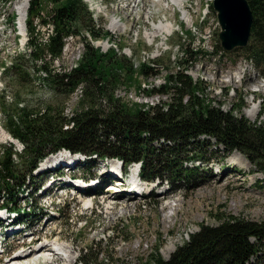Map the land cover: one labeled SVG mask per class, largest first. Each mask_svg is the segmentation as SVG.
Returning <instances> with one entry per match:
<instances>
[{"label": "rangeland", "instance_id": "rangeland-1", "mask_svg": "<svg viewBox=\"0 0 264 264\" xmlns=\"http://www.w3.org/2000/svg\"><path fill=\"white\" fill-rule=\"evenodd\" d=\"M14 1L0 0V29L5 28L0 32V71L2 63L9 65L10 60L15 55L24 53L27 47V44L23 46L24 39L27 38L26 33L24 38L17 39V34L11 31L10 17L16 10ZM164 2V5H156L151 11L150 20L148 19L149 27L140 22L125 24L127 28L139 29L144 34V38L141 37L134 47L135 53L141 50H153L152 45L158 41L156 38L152 45H147L150 43L147 34L155 31L151 29L153 23L157 24L163 20L171 21L174 26H178V29L164 42L162 46L164 52L156 60V67L149 73V79L138 73L131 75V78L121 74L126 81L121 79V83L108 89L107 96L109 94L112 99L110 105L106 97L99 100L106 107L104 110L113 106L115 104L113 100H115L118 105L129 109L137 108L142 112H151L150 110L156 107L166 111V103H169L170 96L155 94L153 90L167 85L166 77L184 70L196 88L195 95L203 100L205 105L220 109L224 113H231L236 118L241 117L251 124L258 122L264 128V112L260 115V102L264 98V75L262 74L264 70L258 69L254 63L249 62L240 50L231 53L221 50L217 40L219 27L216 14L210 7H208L207 23L199 29L196 27L201 36L192 34V29L196 25L195 15L199 12L198 6L203 9L205 4L210 6L211 2L186 0L182 8L187 9L193 6L195 14L191 17L189 15L180 16L174 9L175 6L168 4V0ZM42 7L47 11L46 0L42 2ZM36 23L42 33L44 28L38 25V21ZM129 40L130 36L125 35L121 38V43ZM216 45L218 46L217 52H215ZM66 47L68 49L66 60L54 66V69L59 72H67L68 69L74 67L78 61V52L80 54L82 52V44L76 37L66 43ZM26 66L30 69L32 64L27 65L26 63ZM151 76L156 78H150ZM36 93L43 97L47 91L46 93L39 92V90L37 92L31 83L30 76H24L23 80H15L3 78V75H0V103H4L5 106L12 107L13 99L14 101L23 99L25 102L37 103ZM79 95L78 90L75 94L68 96L54 93L45 104L46 106L51 105L56 110L62 111V115L69 117L70 113L77 110ZM238 106L240 109L236 110ZM251 109L254 110L253 117L247 114ZM4 124L5 117L2 113V106H0V125L4 126ZM216 144L214 139L200 136L195 140L193 147L202 151L200 158L208 160L207 162L198 165L194 163L197 167H193L192 171L189 169L183 171L185 174L172 173L166 169L160 171L159 175L169 180L172 191V194L164 200L154 192L149 198L138 199L125 196L116 198L104 193L107 188H98L97 192L100 195L91 196L94 203L92 208H88L89 204L85 206L83 198L78 194H73L72 191H59L60 196L53 198L50 209H47L49 201L43 199L40 194L48 184L50 174H39L35 180L36 185L46 180V184L33 194L39 209L30 207L28 217L24 220H27V225L37 230L35 234L37 237L51 236L54 243L62 248L61 257L68 255V261L59 258L54 261L57 263L52 264H78L81 249L85 247L92 248L91 254L85 257L87 261L94 258L89 264H146L148 260H151L149 258L155 247L160 246L158 251L160 256L168 260L176 249L189 239L190 234L198 232L200 227H215L223 223L225 219H235L263 227L264 175L258 172L259 169L239 152L226 153L221 146L218 147ZM184 149H181V153L174 158L172 167L175 170L179 169L178 165L183 157L189 156L185 147ZM92 162L91 172L97 176L99 183L112 178L102 173V163H94L96 159ZM150 162L151 159L148 157L146 163L149 165ZM214 164L222 167V173H214ZM165 166L167 164L164 163L157 165L156 168ZM80 167L81 165L73 172L83 174ZM210 180L218 181L219 186L202 193H195L196 189L205 186ZM106 184L102 182L101 187ZM238 184L244 186L245 189L238 187ZM191 188L193 193L190 192ZM165 201L177 204L179 209L162 213L160 209L166 204ZM24 202L25 200L22 199V206L29 208L23 204ZM50 211H52L51 214L47 213ZM43 214L46 216H42ZM162 215H166L165 224L161 221ZM19 241L8 237L4 244L10 250ZM37 258L40 256H34L33 259ZM51 260L52 258L47 261ZM246 264H264V256L253 257Z\"/></svg>", "mask_w": 264, "mask_h": 264}, {"label": "trees", "instance_id": "trees-1", "mask_svg": "<svg viewBox=\"0 0 264 264\" xmlns=\"http://www.w3.org/2000/svg\"><path fill=\"white\" fill-rule=\"evenodd\" d=\"M50 1L54 4L53 35L41 46L35 39L34 27L29 26L31 51L27 57L30 60L44 50L52 57L58 55L61 38L69 32L80 35L85 30L96 36L80 0ZM246 1L252 24L250 39L243 52L257 66L264 64V0ZM38 4V0H34L30 11ZM29 21L32 25V19ZM82 41L85 44L77 68L69 75H50V82L58 94L68 95L80 88L77 110L72 116L67 118L62 111L46 104L19 107L15 100L11 107L1 103L5 129L24 144L20 163L10 162L9 150L0 163V193L6 194L4 206L8 209L20 211L16 202L18 193H27L29 183L33 184L35 178L31 172L38 160L62 147L99 157H119L124 162L121 164L140 161L141 176L154 179L160 177L163 169L185 174L183 171L189 169L187 160L179 163L178 170L172 167L174 158L184 147L189 155H193L191 159L201 161L202 151L193 144L198 137L204 136L214 139L216 146H221L226 153L239 152L264 175V128L258 122L251 124L241 117L205 105L195 95L192 79L183 70L166 77L167 85L153 90L155 94L170 96L166 111L156 107L151 112H142L118 105L115 100L113 106L104 110L105 106L99 100L106 97L110 105L109 87L121 83V74L131 78L132 69L126 60L112 53L101 55L84 39ZM22 58H14L6 73L11 75L20 71L18 75H25L21 71H24ZM150 72L144 67L139 75L147 78ZM235 109L239 110L240 106ZM263 112L264 98L260 102V115ZM70 123L73 127L64 130L63 127ZM148 157L151 159L149 165L146 163ZM164 163L167 166L156 168ZM21 213L25 211L21 210ZM222 222L215 227H200L198 232L190 234L168 260L160 256V246L155 247L146 264H246L253 257L264 256V226L235 219ZM91 250V247L81 249L79 264L92 263L94 258L85 260Z\"/></svg>", "mask_w": 264, "mask_h": 264}, {"label": "bare ground", "instance_id": "bare-ground-1", "mask_svg": "<svg viewBox=\"0 0 264 264\" xmlns=\"http://www.w3.org/2000/svg\"><path fill=\"white\" fill-rule=\"evenodd\" d=\"M30 0H15L14 1V8L16 9V11L18 12V17L19 19L24 21V16L26 15V10H27V7H28V2ZM152 4H158V3H163L165 0H149ZM175 6L176 8H178L180 5H181V0H168V4H170ZM24 35L26 33L27 35V32H26V27H24ZM153 30L155 31H152L150 32V34H147V38L149 40H151V38H155L156 36L159 35L160 32L162 31H165L166 33L170 32V30L172 29V24L170 22H165L163 23L162 21H160L159 23L153 25L152 27ZM23 32V31H22ZM106 46V44L104 45ZM150 83V82H149ZM145 86V85H144ZM253 112L254 110L251 109L247 112V114L250 116V117H253ZM0 134H1V127H0ZM49 161H51V159H49ZM113 163H116V162H113ZM48 163H46L45 165H47ZM248 171H250V169H248ZM220 173L221 170H218L217 169V173ZM107 173V172H106ZM237 180V179H236ZM239 180V179H238ZM197 182V181H196ZM218 181H207L206 182V185L201 187V188H198L195 190V193L197 192H200L202 193L203 191H207L208 189H211L212 187H216V186H219V184H217ZM118 185L121 184L120 181L117 182ZM196 185V184H195ZM199 186V185H198ZM238 187H241L242 189H245L244 186H241L240 184H238ZM191 193H193L194 191L192 190V188L190 189ZM119 196H122V195H119ZM91 199L89 200L88 199H85L83 198V203L85 206H88V204L90 205L91 204ZM178 206L177 204H173L172 202H168L164 205H162L160 211L163 213H165L166 211L168 210H178ZM190 215L192 216V213H190ZM161 221L162 223H166V215H162V218H161ZM44 245L43 247L38 250V251H31L30 253H27L25 254L24 256L22 257H17V258H10L8 261H6L5 264H32V262H34L36 259H33L34 256H37L39 255L40 257L42 258H45L46 260H50L52 258L51 261H46V263L48 262L49 264H52L56 259H59V258H62L63 260L65 261H68V255L65 256L64 258L61 257L60 255H57L56 253L52 252L51 250L48 249V246L53 244V245H56V247L59 249V250H62V248L59 247V244H56L54 242L52 243H45V241L43 242ZM47 252H50L51 254H46ZM31 256H33L32 258H30ZM50 256H52L50 258ZM27 258H29V260L27 261ZM33 259V260H32ZM32 261V262H30Z\"/></svg>", "mask_w": 264, "mask_h": 264}, {"label": "water", "instance_id": "water-1", "mask_svg": "<svg viewBox=\"0 0 264 264\" xmlns=\"http://www.w3.org/2000/svg\"><path fill=\"white\" fill-rule=\"evenodd\" d=\"M212 7L217 14L222 48L230 51L244 47L250 33L252 16L246 0H214Z\"/></svg>", "mask_w": 264, "mask_h": 264}]
</instances>
